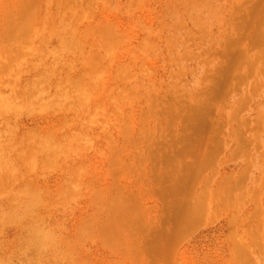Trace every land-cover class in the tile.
<instances>
[{
    "label": "rangeland",
    "instance_id": "rangeland-1",
    "mask_svg": "<svg viewBox=\"0 0 264 264\" xmlns=\"http://www.w3.org/2000/svg\"><path fill=\"white\" fill-rule=\"evenodd\" d=\"M0 264H264V0H0Z\"/></svg>",
    "mask_w": 264,
    "mask_h": 264
}]
</instances>
